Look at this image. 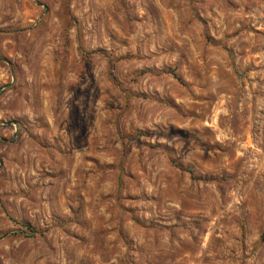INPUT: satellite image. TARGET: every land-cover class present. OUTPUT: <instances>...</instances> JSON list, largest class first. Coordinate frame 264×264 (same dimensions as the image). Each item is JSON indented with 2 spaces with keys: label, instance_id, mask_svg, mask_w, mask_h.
Returning a JSON list of instances; mask_svg holds the SVG:
<instances>
[{
  "label": "rangeland",
  "instance_id": "obj_1",
  "mask_svg": "<svg viewBox=\"0 0 264 264\" xmlns=\"http://www.w3.org/2000/svg\"><path fill=\"white\" fill-rule=\"evenodd\" d=\"M5 232L0 264H264V0H0Z\"/></svg>",
  "mask_w": 264,
  "mask_h": 264
},
{
  "label": "trees",
  "instance_id": "obj_2",
  "mask_svg": "<svg viewBox=\"0 0 264 264\" xmlns=\"http://www.w3.org/2000/svg\"><path fill=\"white\" fill-rule=\"evenodd\" d=\"M10 219L15 222L16 224L20 225L22 228H24L25 230H27L29 232V235H34L36 233V230L30 226L29 224L27 223H24V222H19L17 221L16 219H14L13 217H10ZM7 235V233H3L0 237H3Z\"/></svg>",
  "mask_w": 264,
  "mask_h": 264
}]
</instances>
